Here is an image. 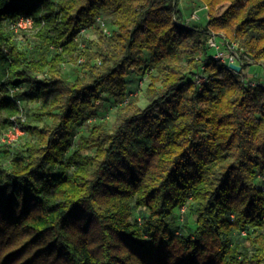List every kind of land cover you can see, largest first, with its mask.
<instances>
[{
  "label": "trees",
  "instance_id": "1",
  "mask_svg": "<svg viewBox=\"0 0 264 264\" xmlns=\"http://www.w3.org/2000/svg\"><path fill=\"white\" fill-rule=\"evenodd\" d=\"M194 1L205 24L176 0H0V135L18 125L31 138L0 152V264H264V84L207 46L222 34L242 68L264 66V0ZM97 15L110 34L92 49L80 31ZM20 17L30 49L11 27ZM107 94L110 127L95 103ZM21 103H37L40 124Z\"/></svg>",
  "mask_w": 264,
  "mask_h": 264
},
{
  "label": "rangeland",
  "instance_id": "2",
  "mask_svg": "<svg viewBox=\"0 0 264 264\" xmlns=\"http://www.w3.org/2000/svg\"><path fill=\"white\" fill-rule=\"evenodd\" d=\"M195 2L194 0H181V3L179 4L180 8H181V12L183 14V17L186 18L187 16L190 15V13L196 8H198L200 5H194ZM225 5H222L218 8V13L221 12L224 9ZM199 17L197 20H195V22L199 23V24H205L207 19H208V15H207V11L204 9H201L199 12ZM104 19L106 20L105 22L108 23L109 26V17L107 15L104 16ZM33 27L31 28H21L19 27L18 29H14L15 32V39L17 41V44L20 48L23 49H30V47L32 46L33 40H34V34H33ZM100 34H102V32L100 31L98 26H94L92 28H89L87 31H85L82 34V37L85 39V44L90 46L92 49L95 48V44H97L99 42V36ZM213 51L210 50V53H212ZM259 69L256 65H248L246 67H244L241 71V74L238 77H241L243 79H247L246 75L251 74L254 70ZM79 71L80 73H82V71L76 67L75 65L71 64V63H64L63 64V71L65 73V75H67L70 78H74L75 75V71ZM143 79V75L141 74V72L139 71H132L128 78H126V82H127V87H128V92L130 94H136L139 97V104L141 106H145L147 104V101L145 100L143 94H144V83L146 82L145 79H143V83L141 85L140 81ZM96 108H97V114H98V119L104 121L109 127L114 123V119H115V106L116 103L114 101V99L107 94L106 97L100 98L96 100ZM37 103H21L20 105V111L19 114L21 115V118L23 120L26 121H32L34 123H39V121L35 120L32 116V111L35 109ZM18 132V131H17ZM17 135V134H16ZM2 135H0V152L2 148H10L11 146H17L18 142H24L27 140H30L31 138L28 135L24 136V133L22 132H18V135L15 136V134L11 135V137L13 138L12 140L8 141L7 139H2L1 138ZM74 146L75 147L77 141L75 140L74 142ZM83 153H91L92 150H84L82 151ZM185 207H182L180 210L176 209L175 214H178L180 211V213H182L184 211ZM194 219L193 215L191 213H188L187 215H185V219L184 222H176L175 221V225L177 224H181L180 226L182 227L181 229H179V231L187 234H190V230H191V225H192V220ZM241 234V235H240ZM238 234V232H232L231 235V243H234L235 241H239L240 243L243 244H248L249 240L247 238H245V236H243V233Z\"/></svg>",
  "mask_w": 264,
  "mask_h": 264
},
{
  "label": "built area",
  "instance_id": "3",
  "mask_svg": "<svg viewBox=\"0 0 264 264\" xmlns=\"http://www.w3.org/2000/svg\"><path fill=\"white\" fill-rule=\"evenodd\" d=\"M178 3H181V0H176ZM201 9L206 10L205 5L199 6L197 9L195 8L189 16L185 18L186 22L190 21H195L199 17V11ZM106 20L104 19L103 15H97L95 17L94 24L89 26L88 28H82L80 31V34L82 35L85 31H87L89 28L94 27L95 25L99 27L100 31L102 32L103 35H109L110 34V28L108 26V23L105 22ZM14 29H18L19 27L21 28H31L32 27V19L29 17H20L15 24L11 26ZM80 45L83 47L84 43H80ZM207 46L210 50L213 52L211 53V57L222 62L225 64L228 68L230 63H234L237 65H240V70L235 71L234 69L230 68L231 70L235 72H240L242 71L243 67V60L241 58V52L240 49L238 48V44L233 41L227 40L222 34H215L211 33L207 39ZM256 66L259 68L257 70H254L251 74L246 75L245 79L248 81V84L251 86H255L259 83L264 84V66L262 65H257ZM197 82L201 83L205 80V77L202 74L197 75ZM17 102H19L17 100ZM23 132L22 129L18 125H14L8 130H6L1 138L2 139H7L8 141L12 140L13 138L11 135L15 134V136L18 135V132ZM17 134V135H16Z\"/></svg>",
  "mask_w": 264,
  "mask_h": 264
},
{
  "label": "water",
  "instance_id": "4",
  "mask_svg": "<svg viewBox=\"0 0 264 264\" xmlns=\"http://www.w3.org/2000/svg\"><path fill=\"white\" fill-rule=\"evenodd\" d=\"M229 67L234 69L235 71H239L240 70V65L234 64V63H230Z\"/></svg>",
  "mask_w": 264,
  "mask_h": 264
}]
</instances>
